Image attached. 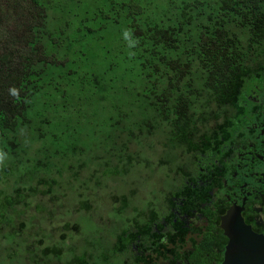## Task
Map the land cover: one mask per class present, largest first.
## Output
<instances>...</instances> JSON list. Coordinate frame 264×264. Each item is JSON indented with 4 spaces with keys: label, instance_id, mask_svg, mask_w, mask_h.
I'll list each match as a JSON object with an SVG mask.
<instances>
[{
    "label": "trees",
    "instance_id": "1",
    "mask_svg": "<svg viewBox=\"0 0 264 264\" xmlns=\"http://www.w3.org/2000/svg\"><path fill=\"white\" fill-rule=\"evenodd\" d=\"M49 4V0H20L0 12V146L9 155H16L19 130L27 128L32 98L45 86L42 77L53 79L52 68L59 64L49 60V48H71L64 34L60 41L49 32L57 21L49 13ZM161 7L167 9L165 15H159ZM111 8L115 11L111 24L122 29L118 47L103 51L105 60L114 61L105 73L116 74L114 68L120 64L122 75L105 79L104 85L110 88L117 81L121 87L140 84L143 93L136 92L135 102L152 108L167 147L182 148L196 157L203 145V132L198 128L209 121L212 106L218 119L238 99L239 86L250 77V68L264 57V0H113ZM146 8H151L150 15L145 14ZM67 18L63 25L69 28L71 17ZM125 29L138 38L135 49L128 48ZM80 54L82 60L92 55L84 46ZM77 73L69 71V76ZM89 76L80 80L76 91L92 89ZM12 87L20 89L19 101L9 95ZM121 161L114 159L113 168ZM114 175L117 171L108 174ZM34 195L40 194L33 189L29 196ZM19 205L5 200L2 207ZM17 214L21 216L23 210ZM6 219H10L8 214H1L0 222Z\"/></svg>",
    "mask_w": 264,
    "mask_h": 264
},
{
    "label": "rangeland",
    "instance_id": "2",
    "mask_svg": "<svg viewBox=\"0 0 264 264\" xmlns=\"http://www.w3.org/2000/svg\"><path fill=\"white\" fill-rule=\"evenodd\" d=\"M14 1L20 0H0V12L8 10ZM49 1V13L57 17L49 32L60 41L64 34L71 48L66 45L47 52L49 60L59 64L52 68L53 79L42 77L45 86L32 98L26 134H18L16 155H10L7 166L0 169V216L8 214L10 218L22 217L27 224L37 223L46 227L47 236L56 239L61 231L54 230L55 219L75 216L77 203L84 197L94 207L86 216L96 217L100 210L105 215L111 191L119 195L131 189L154 191L160 186L171 190L178 171L189 167L192 157L182 148L167 147L152 108L137 105L136 92L143 93L140 84L121 87L117 81L110 88L104 85L105 79L122 75L120 64L114 68L116 74L107 75L105 68L114 61L103 57L105 48L118 47L122 29L111 24L115 17L113 0ZM157 11L159 15L168 12L165 7ZM145 12L150 15L151 8ZM67 16L71 17L69 28L63 25ZM83 46L92 53L87 60L81 59ZM69 71L78 73L69 76ZM87 73L92 89L76 91ZM117 158L121 164L113 168ZM108 162L112 165L107 167ZM114 171L118 175L109 177ZM38 181L43 184L38 186ZM98 181L107 189L97 187ZM33 189L40 195L29 196ZM5 200L20 205L5 210ZM21 210L20 216L17 212ZM0 264L9 263L1 257Z\"/></svg>",
    "mask_w": 264,
    "mask_h": 264
},
{
    "label": "flooded vegetation",
    "instance_id": "3",
    "mask_svg": "<svg viewBox=\"0 0 264 264\" xmlns=\"http://www.w3.org/2000/svg\"><path fill=\"white\" fill-rule=\"evenodd\" d=\"M250 73L233 105L218 119L213 109L198 128L202 148L171 190L111 191L109 210L96 217L86 216L94 207L82 194L75 216L55 219L56 239L22 217L3 220L0 258L9 264H223L231 211L264 240V57Z\"/></svg>",
    "mask_w": 264,
    "mask_h": 264
},
{
    "label": "water",
    "instance_id": "4",
    "mask_svg": "<svg viewBox=\"0 0 264 264\" xmlns=\"http://www.w3.org/2000/svg\"><path fill=\"white\" fill-rule=\"evenodd\" d=\"M236 215L231 211L225 218L233 225L230 232L223 226L230 238L223 264H264V240L244 227Z\"/></svg>",
    "mask_w": 264,
    "mask_h": 264
},
{
    "label": "clouds",
    "instance_id": "5",
    "mask_svg": "<svg viewBox=\"0 0 264 264\" xmlns=\"http://www.w3.org/2000/svg\"><path fill=\"white\" fill-rule=\"evenodd\" d=\"M123 38L127 43V46L129 49H135L138 44L139 40L136 38L132 32L131 29H125L123 31ZM130 55H134V52H130ZM9 95L14 98L15 101H19L21 99L20 97V89L16 87H12L9 89ZM20 135H25L26 129H20L19 130ZM10 159L9 152L5 150V147L0 146V169H3L7 166V162Z\"/></svg>",
    "mask_w": 264,
    "mask_h": 264
}]
</instances>
